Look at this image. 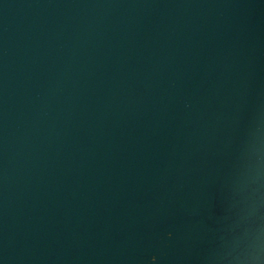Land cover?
I'll use <instances>...</instances> for the list:
<instances>
[{
    "label": "water",
    "instance_id": "1",
    "mask_svg": "<svg viewBox=\"0 0 264 264\" xmlns=\"http://www.w3.org/2000/svg\"><path fill=\"white\" fill-rule=\"evenodd\" d=\"M0 264H264V0H0Z\"/></svg>",
    "mask_w": 264,
    "mask_h": 264
}]
</instances>
